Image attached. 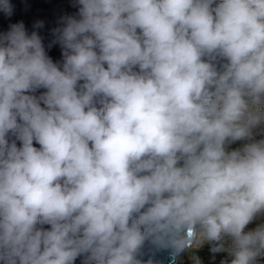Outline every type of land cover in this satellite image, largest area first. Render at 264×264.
I'll return each instance as SVG.
<instances>
[{
    "label": "clouds",
    "instance_id": "9594fccd",
    "mask_svg": "<svg viewBox=\"0 0 264 264\" xmlns=\"http://www.w3.org/2000/svg\"><path fill=\"white\" fill-rule=\"evenodd\" d=\"M72 6L62 64L23 21L0 32V264H154L146 246L205 243L258 264L264 0Z\"/></svg>",
    "mask_w": 264,
    "mask_h": 264
},
{
    "label": "water",
    "instance_id": "95a60500",
    "mask_svg": "<svg viewBox=\"0 0 264 264\" xmlns=\"http://www.w3.org/2000/svg\"><path fill=\"white\" fill-rule=\"evenodd\" d=\"M10 2L15 6L14 12L10 17H6L3 12H0V32L8 31L10 24L23 21L29 34L37 31L42 37L46 51L53 62L62 64L61 48L58 43H53L55 40L53 29L63 26V17L76 15L78 8L72 6L73 0H10ZM216 3H219V0H216ZM37 21H43L42 28H34V24ZM50 44L52 45L51 48L48 47ZM45 91L46 89L43 88L38 89L34 95L38 97ZM41 106L43 107L44 105L41 104ZM9 139L11 141L15 137L10 136ZM16 143L18 147L21 146L20 141L17 140ZM33 143L34 147H40L35 141ZM44 228L47 229L50 226L44 225ZM189 250L191 249H186L173 257L171 250H155L146 246L141 259L147 261L151 258L154 264H178L179 260L183 259V254ZM82 260L83 257H78L75 264H82Z\"/></svg>",
    "mask_w": 264,
    "mask_h": 264
},
{
    "label": "rangeland",
    "instance_id": "374dc122",
    "mask_svg": "<svg viewBox=\"0 0 264 264\" xmlns=\"http://www.w3.org/2000/svg\"><path fill=\"white\" fill-rule=\"evenodd\" d=\"M255 139H264V125H261L255 130ZM247 141H237L228 146V150H234L241 148ZM264 223V215L258 217L255 221L249 224L246 228L247 230L254 229L259 224ZM211 245L205 243L202 247L191 249L183 254V259L178 262V264H196L199 260L200 264H222V261H230L231 256L227 252L213 253L210 250ZM258 264H264V257H260Z\"/></svg>",
    "mask_w": 264,
    "mask_h": 264
},
{
    "label": "bare ground",
    "instance_id": "6f19581e",
    "mask_svg": "<svg viewBox=\"0 0 264 264\" xmlns=\"http://www.w3.org/2000/svg\"><path fill=\"white\" fill-rule=\"evenodd\" d=\"M182 260V259H181ZM181 260H179V261H181Z\"/></svg>",
    "mask_w": 264,
    "mask_h": 264
}]
</instances>
